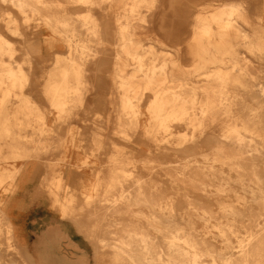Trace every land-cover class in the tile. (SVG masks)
I'll use <instances>...</instances> for the list:
<instances>
[{"label":"bare ground","instance_id":"obj_1","mask_svg":"<svg viewBox=\"0 0 264 264\" xmlns=\"http://www.w3.org/2000/svg\"><path fill=\"white\" fill-rule=\"evenodd\" d=\"M193 1L0 0V264H87L49 234L38 260L21 246L30 185L94 264H264V14ZM80 107L106 118L88 151L69 122ZM170 155L169 188L152 163ZM212 203L216 231H196Z\"/></svg>","mask_w":264,"mask_h":264},{"label":"rangeland","instance_id":"obj_2","mask_svg":"<svg viewBox=\"0 0 264 264\" xmlns=\"http://www.w3.org/2000/svg\"><path fill=\"white\" fill-rule=\"evenodd\" d=\"M195 1V0H194ZM193 1V2H194ZM197 1V0H196ZM201 0H198V2ZM227 1V0H226ZM232 2H240L243 4L244 7H246L249 11L250 16L252 19H255L256 15L264 14V0H228ZM170 11H172L171 8H169ZM168 13V12H167ZM258 19V18H257ZM260 21V20H259ZM244 29L250 30V26L244 25ZM168 30V27H166ZM48 31H45V29L42 32V35H47ZM41 35V36H42ZM40 36V37H41ZM43 37V36H42ZM185 34H183V38H186ZM168 43L173 44V40H167ZM184 44H181V46ZM43 46V45H42ZM242 49V48H241ZM56 50V49H55ZM43 51L42 49L40 52ZM43 57L46 56L44 54H41ZM183 58H181L184 63L189 64L190 58L188 56L182 55ZM112 59L111 52L108 51V53L105 54V60L108 64V60ZM255 65L257 68L264 70V67L259 62H255ZM264 82V77L261 79ZM107 103L102 101V104H99L98 107L94 108L95 110H98L100 114H104V111L107 110ZM258 105L256 103L251 104V109H255ZM258 109V108H257ZM95 110H92L91 113L88 115L84 114V108L80 107L78 110V114L74 115L69 119L70 124L73 127L80 126L81 128V135L84 139V146L85 151L89 150V146L91 145V141L89 139L90 131L92 129V125L95 123V120L98 121L101 120V122L105 121V115L104 116H96L92 115V112ZM251 110V111H252ZM258 111V110H255ZM96 116V117H94ZM108 119V118H107ZM105 123V122H104ZM118 143H124L120 139H115ZM106 142L107 139H105ZM127 148L125 149L127 153H129L132 157H135L136 159L141 160L145 154V150L140 148H136V145L128 144ZM138 147V146H137ZM156 158V157H154ZM174 161L176 160V157H173V155L167 156V157H161L154 159L153 163L155 165L154 168V176L157 180L161 181L164 187H169V182L167 181V178L165 176V170L160 168L161 164H159V161ZM138 171L147 177L148 170L142 167L140 164L136 167ZM264 174V173H263ZM158 175V177H156ZM264 177V176H263ZM264 181V178H263ZM32 187L27 188V191H24L21 194V205L19 208L20 215L19 220L17 224L20 226L19 232L21 235V246H27L30 250L32 249L34 253L36 254L35 259L38 260V249L46 248L44 246V238L43 234H49L52 238H56L55 242H57L59 245H61L60 250L63 248L67 251H73L74 256H83L87 260V264H94V247L92 242L87 239L82 233H80L74 225L70 222L69 219H62L60 216L53 211L47 204L43 203L44 197L41 195V190L39 188H35L33 185H30ZM234 187H232L233 191L230 192V198L228 201H232L233 203L236 201L234 193H243L242 189L238 184H233ZM174 191V189H173ZM177 207L182 208L184 206V203L181 198H179V201H177ZM211 209L214 210V217L210 218V227L209 228H203L201 225V222H198L199 219L194 218L195 221V230L198 232L203 231H216L214 225L217 223V216H219L218 209L216 208V205L213 203L210 206ZM182 223V226H185L184 221L182 219H178ZM185 228V227H184ZM235 243V242H233ZM220 245H217L219 247ZM52 248H56L54 246H51ZM221 248V247H220ZM53 250V249H52Z\"/></svg>","mask_w":264,"mask_h":264}]
</instances>
